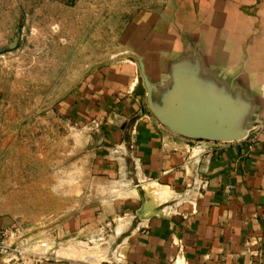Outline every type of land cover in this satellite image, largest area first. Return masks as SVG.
Segmentation results:
<instances>
[{
    "label": "crops",
    "instance_id": "1",
    "mask_svg": "<svg viewBox=\"0 0 264 264\" xmlns=\"http://www.w3.org/2000/svg\"><path fill=\"white\" fill-rule=\"evenodd\" d=\"M122 29V56L95 69L90 59L80 86L76 53L68 60V97L84 100L68 111L91 122L85 141L102 148L101 178L126 170L131 146L137 179L154 189L121 260L98 264H264V0H163ZM8 49L24 50V0H0ZM124 175L121 193H135ZM127 203L118 200L123 212ZM14 225L0 211V233ZM23 232L6 238L0 264H92L34 249Z\"/></svg>",
    "mask_w": 264,
    "mask_h": 264
},
{
    "label": "rangeland",
    "instance_id": "2",
    "mask_svg": "<svg viewBox=\"0 0 264 264\" xmlns=\"http://www.w3.org/2000/svg\"><path fill=\"white\" fill-rule=\"evenodd\" d=\"M162 2L24 0V50L2 51L0 59V211L12 214L13 232L24 230L34 249L92 264L115 261L129 222L150 214L131 146L122 172L135 193H121L117 167L110 184L101 178L102 148L89 145H95V136L85 141L91 122L83 120V109L77 118L69 112L78 100L68 97V60L76 53L72 69L80 86L90 73V59L95 69L122 56V28ZM98 120H92L94 131ZM120 198L129 200L126 212ZM168 199L157 200V206L172 203Z\"/></svg>",
    "mask_w": 264,
    "mask_h": 264
},
{
    "label": "built area",
    "instance_id": "3",
    "mask_svg": "<svg viewBox=\"0 0 264 264\" xmlns=\"http://www.w3.org/2000/svg\"><path fill=\"white\" fill-rule=\"evenodd\" d=\"M5 56V52H0V59H2ZM261 124L264 125V118L261 119ZM134 166H136L137 161L134 159ZM197 182V183H196ZM194 183L198 185V188L201 187L203 188L207 184L206 179H200V180H194ZM13 233L12 228L11 229H3L2 232L0 233V252L6 251V245H5V240L8 238ZM44 243H42L43 245ZM122 257V254L120 252H117V257H115L116 261H120Z\"/></svg>",
    "mask_w": 264,
    "mask_h": 264
},
{
    "label": "bare ground",
    "instance_id": "4",
    "mask_svg": "<svg viewBox=\"0 0 264 264\" xmlns=\"http://www.w3.org/2000/svg\"><path fill=\"white\" fill-rule=\"evenodd\" d=\"M145 190H146V192H147V194H152V192H153V188H152V186H146L145 187ZM164 208V207H163ZM163 210H165V209H162V210H160V211H157L156 213H161V212H163Z\"/></svg>",
    "mask_w": 264,
    "mask_h": 264
},
{
    "label": "water",
    "instance_id": "5",
    "mask_svg": "<svg viewBox=\"0 0 264 264\" xmlns=\"http://www.w3.org/2000/svg\"><path fill=\"white\" fill-rule=\"evenodd\" d=\"M10 46H12V47H13V46H14V44H13V45H10Z\"/></svg>",
    "mask_w": 264,
    "mask_h": 264
}]
</instances>
